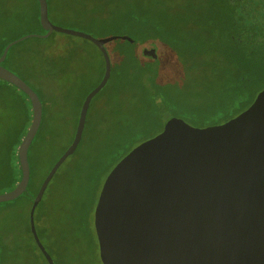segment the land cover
Segmentation results:
<instances>
[{
	"label": "rangeland",
	"instance_id": "rangeland-1",
	"mask_svg": "<svg viewBox=\"0 0 264 264\" xmlns=\"http://www.w3.org/2000/svg\"><path fill=\"white\" fill-rule=\"evenodd\" d=\"M47 1L48 16L53 24L92 33L89 25L93 23L89 18L71 9L78 7L81 2ZM187 2H190L192 8H198L197 11L202 12L201 22H192V16L190 12L187 14L185 7ZM82 4L85 5L86 2L83 1ZM165 4L173 6L171 16H167V20L176 19V16L179 18L171 27H167L159 44L139 48V56H143L141 50L144 47L156 49V59L159 61L152 64L156 69L154 85L148 84L152 89L148 88L147 94L143 92L136 95L133 91L132 100H128L131 104L127 105L132 108L135 117L142 115L145 119L134 123L135 126L129 128L121 143L107 147L108 138L115 132L111 118L119 119L129 113L122 110L111 114L101 112L106 95L98 94L92 98L83 140L75 154L63 161L56 176L51 180L57 186L54 194L48 195L46 192L42 198L43 205L35 208L36 213L46 214L45 233H40L43 244L55 264H102L98 254L93 214L104 179L112 169V163L116 164L113 159L115 153L130 151L140 142L154 137L171 120L181 119L191 127L208 126L204 123H208L215 116L211 109L202 107L206 101L211 103L220 98L224 100L226 93L243 89L244 99L242 97L241 102L235 101L237 98H234V103H228V106L226 104L222 108V115H229L236 111L229 105L236 106L237 110L242 107L246 109L250 101L264 89V78H253L249 84L247 74H238L241 76L239 77L232 70L225 71L224 65L216 61V51L202 31L206 32L209 25L223 19L225 9L221 0H165ZM182 15L190 16L191 19L188 21ZM29 33L40 34L38 29ZM194 33L200 34V37H194ZM104 43L105 47H108L107 42ZM10 53H21V71L10 68L36 92L42 104L41 122L29 151L32 170L30 186L33 187L30 191L33 193L71 143L81 101L102 76V58L98 51L81 37L61 32L46 38L30 37L21 40L14 45ZM108 54L111 67L124 70L123 65L126 64L122 62V58L116 56L109 47ZM244 78L247 84L243 85L240 81ZM122 82V79H117L111 85L113 93L115 90L124 92L121 89L124 84ZM233 87H239L238 91ZM221 91H224V97H221L220 93L217 95V92ZM124 94L130 95L127 91ZM147 96L151 99L154 96V102H150ZM25 99L21 91L11 84L0 92V156L7 152L9 141H15L18 134L22 135L30 125L32 114L29 110L27 115L25 113L24 103L28 108ZM75 161L82 163L83 169L79 177L75 176L72 169ZM65 172L74 177H60ZM5 184L10 186L9 180H0L1 186L4 187ZM75 190L78 191L77 196L74 195ZM28 206L25 194L0 203V237L9 230L14 233L15 229L24 230L23 215ZM22 254L29 261H23L21 264H44L27 234L23 235ZM10 263L8 259L3 264Z\"/></svg>",
	"mask_w": 264,
	"mask_h": 264
},
{
	"label": "water",
	"instance_id": "water-1",
	"mask_svg": "<svg viewBox=\"0 0 264 264\" xmlns=\"http://www.w3.org/2000/svg\"><path fill=\"white\" fill-rule=\"evenodd\" d=\"M45 33H27L8 42L0 55V80L30 101L31 122L17 148L21 171L15 186L0 193V203L21 195L29 181L27 150L41 122L36 92L1 62L8 49L30 37L61 32L91 41L103 59L99 82L84 96L69 146L43 178L28 211L31 235L48 264L34 211L53 175L76 149L92 98L105 86L111 61L93 35L53 24L46 0H36ZM141 54L156 59V49ZM93 224L102 264H264V89L228 120L191 127L171 120L116 162L100 189Z\"/></svg>",
	"mask_w": 264,
	"mask_h": 264
},
{
	"label": "trees",
	"instance_id": "trees-1",
	"mask_svg": "<svg viewBox=\"0 0 264 264\" xmlns=\"http://www.w3.org/2000/svg\"><path fill=\"white\" fill-rule=\"evenodd\" d=\"M78 1L81 2L79 3L78 7H71V9L77 11L78 13H82L93 23L89 25V29H91L92 33H87L98 38L103 43V45L105 44L104 41H106L108 47L113 50L116 56L121 57L122 62H125L126 64L125 66L123 65L124 70H121V68L119 69L117 67H111V73L107 83L95 95L97 96L98 94L103 93L106 95L103 102V107L101 108V112L106 111L111 114L114 111L118 112L119 110H122L124 111V113L127 112L130 114H125L119 119L111 118L115 132L110 138H108L109 146L107 147H113V144H116L117 142L121 143L122 140L125 139L124 137L126 136V132L130 130L129 128L135 126L134 123H140L143 119H145L142 115L135 117L133 115L132 108H128L127 106L131 104V102L128 100H132V95H134L133 91H135L136 95L139 93L142 94L143 92L147 94L149 85L153 86L156 78V69L152 67V64L154 61H159V59H152L150 57L141 55L139 56V48H141L142 46L153 47L156 46L157 43L159 44V40H163L162 36H164L163 34L166 33L165 30L167 29V27H171L174 24L173 22L179 17L176 16V19L172 18L171 21H169V19L167 20V16H171L173 6L171 5V8L170 6L166 5L165 0ZM83 1L86 2L85 5L82 4ZM221 4L225 9L223 19L218 20L217 22H213L212 25H209L206 32L202 31L209 39V42L212 44L213 49H215L216 51L217 63L224 65L225 71L229 72L232 70L236 75H242L243 73L247 74L249 76V84L253 78L263 79L264 0H221ZM185 7L187 9V14L188 12H190L192 16V22H201L200 19L203 18V15L201 11H197L198 8H192L190 2L185 3ZM185 17L186 15L183 18L188 21L189 19H191L190 16L186 18ZM48 18L51 21L49 16ZM36 29H38L41 34L46 32L45 30H43L39 23L38 4L36 0H0V55L3 51V48L8 42L26 33L34 32L36 31ZM55 33L56 32L54 31L50 35ZM192 35L196 38L200 37V34L197 33H194ZM83 40L84 42H88L89 44H91L98 51L99 55L102 58V55L95 44H93L89 40ZM13 47L14 45L8 49L5 59L1 62V65L15 73L11 68L19 69L21 65V53H10V50ZM108 47H105L107 51ZM165 55L163 54L164 57ZM101 61L103 65V59ZM19 71H21V68L19 69ZM102 71L103 67L101 69V73ZM15 74L21 78L19 74ZM100 78L101 76L99 77L97 83L99 82ZM117 79L123 80L122 83L124 84L123 88L121 89L124 92L122 93H119V90H115V93L112 92V90L114 89L111 87V85L114 84ZM240 83H242L243 85L247 84L245 78L242 79ZM94 86H92L88 91H90ZM7 88H9V83L1 81L0 92L6 90ZM238 88L239 87H233V89L237 91ZM125 91H127L130 95L126 96V94H124ZM223 92L224 91L217 92V95L220 93L221 97H224ZM21 93L26 98L25 100L28 103L27 108L24 100H22V102L24 103L23 106L25 107V113L27 115L28 110L29 112L31 111L30 101L22 91ZM197 93L198 92H196V94ZM147 97L150 102H154L152 100L154 96L152 97V99L149 98V96ZM242 97L244 99L243 89L239 90L238 92L231 91L226 93V99L224 100L220 98L218 100L211 101V103L209 101H206L205 104L202 105V107L211 109L215 117L209 120L208 123H204V125H214L222 123L244 110L245 107L240 108V110L238 108L237 110L236 106L232 107L229 105L230 108H234L236 109V111L230 113L229 115L225 114L226 116L222 115V108H224L226 104L228 106V103L232 104L235 101L241 102L243 100ZM234 98L237 99L234 101ZM230 99L231 101H229ZM92 101L90 102L89 106L91 105ZM251 102L252 101H250L249 105L251 104ZM76 121L74 124V130ZM88 121L87 111L85 126H87ZM85 126L82 137L75 151L71 155L75 154L78 146L81 143V140H83L86 128ZM23 134H18V136L15 138V141H9V144L6 147L7 152L4 156H0V180L3 181L7 179L10 182V186H7V184H5L4 187L0 185V193L4 192L5 190L7 191V189H12L20 179L21 171L17 160V148L21 141V138L24 136ZM32 142L33 141H31L27 150V159L29 163V181L26 190L21 194H25L26 199L29 203L28 209L23 215L22 224L24 230L18 229L17 231L15 229V233L13 230H9L5 233V235H2L0 237V264L5 263L8 259L11 262L10 264H21V262L23 261H29V259L25 258L22 254L24 234H27L29 236L35 251H38L43 263L48 264L44 256L38 249L36 243L34 242L28 223V211L32 199L40 186L38 185L34 192L31 193L30 190H33V187L30 186L32 170L29 162V151ZM128 151L122 154L115 153L113 155V159H115V161L117 162ZM115 155L117 156L115 157ZM74 164L75 165L72 169L73 171H75V176H78L82 173V163L79 161H75ZM114 164L112 163V166H114ZM59 168L53 175L52 179L56 176ZM72 173L73 172H70V174ZM62 174L60 175V177L63 178L72 179V177H74V175H69L68 172H65L63 175ZM51 180L46 187L44 194L46 192H48V195L54 194V190L57 189L56 184L52 183ZM74 195H78L77 190L74 191ZM42 202L43 199H41L36 208L42 206ZM45 217L46 214L44 212L36 213V211H34L35 229L44 247L45 245L43 244L42 234L40 232L45 233ZM11 219L12 221H14L13 218ZM45 249L51 256L46 247Z\"/></svg>",
	"mask_w": 264,
	"mask_h": 264
},
{
	"label": "flooded vegetation",
	"instance_id": "flooded-vegetation-1",
	"mask_svg": "<svg viewBox=\"0 0 264 264\" xmlns=\"http://www.w3.org/2000/svg\"><path fill=\"white\" fill-rule=\"evenodd\" d=\"M240 4V3H239Z\"/></svg>",
	"mask_w": 264,
	"mask_h": 264
}]
</instances>
